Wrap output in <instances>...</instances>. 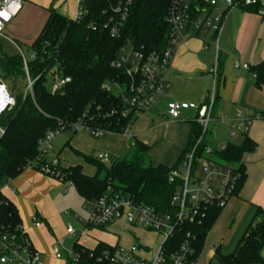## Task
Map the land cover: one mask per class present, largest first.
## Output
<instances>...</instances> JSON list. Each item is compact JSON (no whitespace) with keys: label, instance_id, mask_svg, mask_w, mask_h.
Segmentation results:
<instances>
[{"label":"trees","instance_id":"16d2710c","mask_svg":"<svg viewBox=\"0 0 264 264\" xmlns=\"http://www.w3.org/2000/svg\"><path fill=\"white\" fill-rule=\"evenodd\" d=\"M128 0H84L87 13L75 21L61 16L55 9L49 10V17L30 49L31 60L24 57H8L0 45V78L18 91V83L25 82L20 94L15 96L16 104L0 117V182L16 178L28 168L39 170L37 163L40 141L50 131L63 130L86 114L88 125L102 129L105 134H124L132 127L135 118H125L123 102L119 95L105 90L113 82L128 83V78L112 64L121 49L132 44L138 51L152 53L163 51L168 44L170 28L167 24L172 0H130L128 16L120 28V35L112 37L110 29L119 22L114 14L119 3ZM196 17V8H214L207 0H191ZM261 4L243 8L246 12L258 14ZM255 76L256 88L264 89V62L251 69ZM69 78L70 83L52 94L48 88L51 77ZM33 82L32 92L25 94L27 78ZM17 86V88H16ZM264 121V110L260 114ZM190 135L186 147L172 167L154 166L149 160L150 146L136 140L134 147L128 148L125 158L113 162L109 169L92 156H83L86 163L94 166L96 174H85L81 166L59 165L62 181L71 184L86 202L101 198L111 188L116 193L128 196L138 204L166 211L175 186L169 183L171 171L178 169L185 156L194 147L202 128L191 122ZM100 139V138H98ZM255 145L246 137L242 145L228 144L225 151L218 153L225 162L237 166L242 174L234 197L246 180L243 159L254 151ZM105 171V177L100 174ZM224 209L210 207L200 220L187 224L167 244L169 252L176 251L190 234L195 263L203 252L206 238L215 226ZM0 226L14 233L20 242L27 236L21 231L22 222L17 208L0 192ZM87 227V226H86ZM116 247L99 243L94 250L76 244V261L72 264H110L105 253ZM264 210L257 207L253 220L247 227L234 251L223 255L220 248L215 252L219 264H264Z\"/></svg>","mask_w":264,"mask_h":264},{"label":"crops","instance_id":"0c3cea01","mask_svg":"<svg viewBox=\"0 0 264 264\" xmlns=\"http://www.w3.org/2000/svg\"><path fill=\"white\" fill-rule=\"evenodd\" d=\"M53 1L21 0L22 11L25 8L26 10H50ZM77 2L78 0H76L75 16ZM53 9L57 11V8L53 7ZM220 10L222 9H215L213 13L217 14ZM57 12L63 16L59 11ZM75 16L71 19L74 20ZM217 38L218 54L215 48ZM216 60L218 61V83L213 116L216 120L226 117L228 122L220 124L215 120L217 127L213 134L220 129L224 131L226 137L217 139L218 143H222L223 146L242 145L246 137L255 145L254 151L243 159L246 173L244 185L222 212L227 218V223H223L225 230L222 238L225 240L229 235L225 234L227 233L226 227L228 221L232 220L230 242L232 240L233 244L237 239L235 244L237 246L241 236L253 220L256 208L264 210V121L260 119V114L264 110V89L256 88L255 76L251 72L252 68L264 62V17L243 9H234L222 20L218 35L205 32L179 44L173 52L172 66L168 74L170 88L156 105L149 109L150 111L148 110L149 113L146 116L143 115L136 120L131 127L130 137H133L134 141L138 140L151 147L148 155L154 153V162L151 160L154 166L172 167L187 145L191 122L195 120L182 121L181 117L178 120H172L167 115V106L171 102L191 105L206 103L213 88L211 70ZM236 64L241 67L236 68ZM243 65H248L249 70L243 69ZM194 112L197 116L196 111ZM239 112L251 113L254 116L246 129L233 128L234 119ZM232 133L236 134L234 139L231 137ZM103 137V139H95L87 133H76L63 137L58 143L57 153H55L54 144L52 145L50 153L53 158L51 159L49 153L48 160L56 158L65 168L79 165L85 174L93 176L84 170V166L89 164L83 156L98 158L101 153L97 155L95 152L104 145L111 146L112 151L119 157L123 154L122 143L119 145L114 136L104 135ZM161 150L163 154H160ZM0 192L17 208L23 231L33 250L39 254L41 264L74 263L76 244L89 250H94L99 243L119 247L120 237L115 245L104 240L107 235L104 231L108 232L107 230H100L102 233L92 235L94 238L88 237L85 241L74 242L72 247L66 245L76 235L71 219L83 225L90 216V212H87L84 218H81L67 210L71 209L80 215L83 208L85 209L84 203L88 204L69 183L45 176L37 169L28 168L13 180L4 182ZM34 218L40 222L39 228L34 226ZM116 224L109 227V231L113 230ZM69 226L74 230L72 236L67 234ZM131 229L135 228L131 227ZM213 229L212 232H214ZM90 232L85 225L82 236H88ZM137 241L136 243H141L140 240ZM59 242L63 243L62 246ZM56 246L60 247L62 254L60 259L54 253ZM221 247L219 244L211 252L213 257L217 248H220L221 252Z\"/></svg>","mask_w":264,"mask_h":264},{"label":"built area","instance_id":"2783aa9c","mask_svg":"<svg viewBox=\"0 0 264 264\" xmlns=\"http://www.w3.org/2000/svg\"><path fill=\"white\" fill-rule=\"evenodd\" d=\"M84 0H78L75 21L81 19L87 11L83 8ZM128 0L125 4L119 3L114 14L119 16V22L111 20L112 37L120 35V28L128 16ZM260 3L262 8L258 15L264 17V0H207L214 9H222L219 13H209L207 8L202 10L196 8L193 15L191 0H172L167 24L170 28L167 47L163 51L143 53L138 51L132 44L127 43L120 51L117 60L112 66L122 72L128 78V83L113 82L104 88L107 92L119 95L124 110L125 118L132 116L137 120L145 112L151 109L165 95L170 88L168 74L172 66L173 52L176 47L191 37H198L202 33L219 34L222 20L234 9H243ZM21 0H0V39H5L15 46L12 38L5 34V29L21 13ZM215 48L218 54V38L215 41ZM25 71L28 74L26 59L24 58ZM240 68L239 64L235 65ZM243 69L249 70L248 65ZM213 88L206 103L202 105H191L187 103L171 102L167 106V115L172 120H178L183 111L194 109L197 113L195 121L201 126V135L194 147L185 156L180 167L171 171L169 183L175 186L174 193L170 199L166 211H158L155 208L138 204L128 196L116 193L111 188L98 200L88 202L91 205V213L86 222L87 228L106 230L112 225L125 221L130 227L142 229L143 231L156 235L160 240L157 249H152L141 243L133 244L129 249L118 247L113 252L105 253L110 264H195L194 250L191 245L190 234L176 251L169 252L167 244L187 224L194 223L201 219L205 211L210 207L225 209L231 202L234 192L242 179V174L237 166L225 162L218 153L226 150L227 145L219 149H213L207 137L209 126L218 122L225 124L226 117L216 120L213 110L216 102V88L218 83V61L211 70ZM70 83L69 78L59 76L51 77L48 82L49 91L56 94L66 84ZM33 82L27 78V89L25 94L31 93ZM16 98L8 90L7 85L0 78V117L7 110L14 107ZM254 116L251 113L239 112L234 119L233 128L246 126L251 123ZM216 120V121H215ZM71 133L87 132L91 137L102 138L105 132L100 128H93L88 125L86 114L68 127ZM64 130V129H63ZM63 130L50 131L40 141L37 163L41 164L39 171L45 176L62 180L57 170L60 163L54 158L48 160L52 151L55 139L60 136ZM131 128H126L124 134L130 137ZM0 134L3 130L0 128ZM234 139L235 133L231 134ZM134 144L127 148H133ZM104 163L109 160L107 154H100L97 158ZM34 226H41L38 219H33ZM21 231L24 233L23 228ZM68 236L74 234L72 227L67 229ZM26 235V234H25ZM62 242L59 245L62 246ZM56 257H62L60 247L54 248ZM76 261V260H75ZM0 264H41L40 256L35 252L25 237L20 242L17 236L0 226Z\"/></svg>","mask_w":264,"mask_h":264},{"label":"rangeland","instance_id":"374dc122","mask_svg":"<svg viewBox=\"0 0 264 264\" xmlns=\"http://www.w3.org/2000/svg\"><path fill=\"white\" fill-rule=\"evenodd\" d=\"M61 0H54L50 7L57 8V11H59L65 18L71 19L75 16V11H76V0H63L60 3ZM61 4V5H60ZM59 6V7H58ZM49 16V9H38V10H26V8L20 13V16L18 17L17 21L14 20L7 28L5 29V34L8 35L10 38H12L13 42L15 43V46L8 42L5 39H0V45L2 46V52L7 55L8 57H14L16 55H21L23 56L26 60L30 61L31 57L33 56V51L30 49L31 45L35 42L39 34L41 33L47 19ZM25 87V82H19L18 83V91H11L10 86L7 85L8 90L11 92L12 95L16 96L17 94H20V91L24 89ZM17 88V86H16ZM20 90V91H19ZM150 111V110H149ZM147 111L143 115H147L149 113ZM195 110H189L186 112L181 113V119L182 121H189V120H195L196 115ZM142 115V116H143ZM141 116V117H142ZM139 117V118H141ZM217 124L212 123L209 126V134L208 138L206 139L207 142L210 143L211 147L213 149H219L223 145L222 143H218L217 139L219 137L225 138L226 135L224 134V131L222 129L216 131V134H213V132L216 130ZM78 133H87V132H78ZM74 133L71 132H64L60 136H58L55 141H54V149L55 153L58 152V143L63 139V137L66 136H71ZM88 134V133H87ZM114 136L115 139H117V143L120 145L122 143V155L119 157L116 153H114L111 149V146H103L102 148H98L97 151L95 152L97 155L98 154H108L109 155V160L107 162H104V167L106 169H109L113 162H115L118 158H125L126 155L128 154V149L127 147L131 146L134 144V139L133 137H128L126 134H106ZM218 137V138H217ZM102 137L101 139H103ZM239 142V140L237 141ZM160 154H163V151H160ZM51 159L53 158L52 153H50ZM96 155V156H97ZM149 160L154 162V153L150 154ZM151 161V163H152ZM84 170L87 173L91 174H96V169L94 166L91 165H86L84 166ZM105 171H103L100 174L101 178L105 177ZM4 186V182H0V189ZM83 211L78 215V213H75V211H72L71 209H67L71 212H73L74 216H80L81 218H84L85 214L87 212L91 213V205L84 203ZM89 214V213H88ZM89 219V216H88ZM87 219V220H88ZM227 218L224 217V214H222L217 223L216 227L213 229L214 232H211L208 234L205 242V246L203 249V252L201 253L200 257L197 259L195 264H219L217 259L212 256L213 250H215L216 247H218L219 244H221V254L223 255H228L231 252L234 251L236 248V242L237 239L232 244V240L230 242V237H232V228L230 230V226H232V220L228 221V226L226 227V232L225 234H229L226 236L225 240L222 238V234L224 233L225 227L223 223H227ZM72 220V226L74 227L76 235L73 237L72 240L68 241L66 245H69L72 247L74 242L78 241H85V239L89 238H94L92 235H97L100 234V230L98 229H92L90 228L89 230L90 235L88 236H82V231L84 230V226L86 225L85 223L82 225L81 223ZM225 221V222H224ZM98 230V231H97ZM108 232L104 231L107 235H105L104 240H107L109 243L116 244L118 237H120V243L119 247L129 249L132 244L136 243V240H140L141 243L145 244L148 247H151L152 249H157L160 243V240L156 238V235L154 234H149L147 232H144L142 229H131L127 224H125L124 221L118 222L113 230L106 229ZM111 232V233H109ZM102 233V232H101ZM224 234V235H225ZM96 238V237H95ZM135 238V239H134ZM224 240V241H223ZM137 241V242H138ZM230 246V247H229ZM232 246V247H231ZM231 248V249H230ZM74 256V255H73Z\"/></svg>","mask_w":264,"mask_h":264},{"label":"snow or ice","instance_id":"6c2138e0","mask_svg":"<svg viewBox=\"0 0 264 264\" xmlns=\"http://www.w3.org/2000/svg\"><path fill=\"white\" fill-rule=\"evenodd\" d=\"M0 15H5L6 16V13H0Z\"/></svg>","mask_w":264,"mask_h":264}]
</instances>
